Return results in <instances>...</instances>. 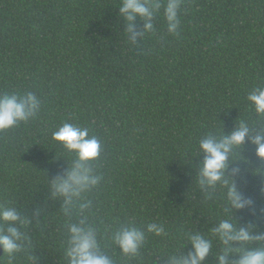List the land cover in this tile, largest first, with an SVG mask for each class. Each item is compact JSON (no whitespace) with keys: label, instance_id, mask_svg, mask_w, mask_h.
<instances>
[{"label":"trees","instance_id":"16d2710c","mask_svg":"<svg viewBox=\"0 0 264 264\" xmlns=\"http://www.w3.org/2000/svg\"><path fill=\"white\" fill-rule=\"evenodd\" d=\"M122 2L0 0V93L32 91L44 101L37 117L0 132V234L9 225L23 234L13 264H70L72 225L95 229L120 264H173L195 252L197 234L211 244L201 264H220L226 252V264H236L264 248V158L252 142L264 117L247 101L264 87V0H184L179 36L162 8L154 31L137 17L128 32ZM242 120L249 136L209 185L199 141ZM65 121L104 145L93 165L102 179L72 205L52 188L73 164L52 139ZM233 186L241 208L229 199ZM9 208L23 225L2 219ZM226 220L254 239L226 244L216 231ZM128 226L145 236L135 259L113 241Z\"/></svg>","mask_w":264,"mask_h":264},{"label":"clouds","instance_id":"9594fccd","mask_svg":"<svg viewBox=\"0 0 264 264\" xmlns=\"http://www.w3.org/2000/svg\"><path fill=\"white\" fill-rule=\"evenodd\" d=\"M161 8L163 9L161 15L168 31L173 36H179L182 14L185 10L184 0H154V2L123 0L120 12L129 22L128 32H133L132 22L140 17L145 20V33H151L154 31L153 17L160 14ZM136 35L142 34H133L131 41H135ZM247 101L257 117H264V87L254 88L248 94ZM43 103L42 97L32 91L0 93V132L37 117L42 110ZM249 132L248 124L242 120L239 126L227 135L208 136L199 141L200 149L207 154L201 171L204 180L209 185L222 180L229 154L233 148L244 144ZM52 139L62 146L73 159V164L64 177L53 180L54 195L64 197L66 203L72 205L74 197L88 192L102 179L101 176L94 174L93 165L94 162L100 160L104 145L100 138L90 134L89 127L69 121L63 122L52 132ZM252 142L258 146V156L264 158V134L255 135ZM229 199L235 207H243L241 197L234 186L229 189ZM2 219L8 222L20 221L22 225L25 223L20 220L19 213L14 208L5 210L2 213ZM161 230L155 224L149 225V231L159 234ZM70 231L71 246L66 252L70 258V264H120L119 261L101 250L95 229L72 225ZM216 231L220 233L226 244L233 240L244 243L254 239L248 230H237L235 225L227 220L223 221ZM22 238L23 234L20 230L12 225H9L6 233L0 234V246L8 256V264H13L16 254L21 250ZM144 240V233L132 226L122 228L113 237L115 245L122 250L123 257L128 259L138 257ZM191 243L195 252L190 253L186 258L174 259L173 264H201L208 255L211 244L198 234L191 238ZM226 258L227 252L219 257L220 264H226ZM236 264H264V248L248 250L236 261Z\"/></svg>","mask_w":264,"mask_h":264},{"label":"water","instance_id":"95a60500","mask_svg":"<svg viewBox=\"0 0 264 264\" xmlns=\"http://www.w3.org/2000/svg\"><path fill=\"white\" fill-rule=\"evenodd\" d=\"M3 254H4L3 248L2 246H0V258L3 256Z\"/></svg>","mask_w":264,"mask_h":264}]
</instances>
